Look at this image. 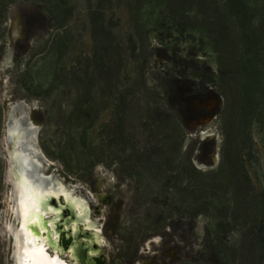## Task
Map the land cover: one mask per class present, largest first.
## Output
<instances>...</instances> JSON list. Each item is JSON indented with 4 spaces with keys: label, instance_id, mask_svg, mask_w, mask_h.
Instances as JSON below:
<instances>
[{
    "label": "rangeland",
    "instance_id": "rangeland-1",
    "mask_svg": "<svg viewBox=\"0 0 264 264\" xmlns=\"http://www.w3.org/2000/svg\"><path fill=\"white\" fill-rule=\"evenodd\" d=\"M245 1L257 49L231 40L235 23L223 0H0V264H21L23 206L41 214L48 197L66 212L61 220L41 215L68 264L197 258L214 215L196 220L189 246L172 238L176 215L160 216L175 200L166 183L177 119L182 153L203 174L221 168L226 124L264 199V0ZM215 41L222 51L245 49L253 63L221 65ZM196 67L206 79L215 75L225 94L194 79ZM117 106L126 115L120 129ZM147 107L159 109L157 118ZM156 168L150 180L144 171ZM156 229L164 237H150ZM229 239L240 248L236 232ZM248 245L236 259L264 264V244Z\"/></svg>",
    "mask_w": 264,
    "mask_h": 264
},
{
    "label": "trees",
    "instance_id": "trees-1",
    "mask_svg": "<svg viewBox=\"0 0 264 264\" xmlns=\"http://www.w3.org/2000/svg\"><path fill=\"white\" fill-rule=\"evenodd\" d=\"M249 7L245 0H223V15L228 20H233V32L230 37L236 43H241L248 48H258L255 44L254 25L248 17ZM221 30L217 29V37L222 39ZM218 43H214V51L219 54L221 65L234 70L253 63V59L247 62L244 60V50H232L226 48L223 52L218 48ZM194 79L201 80V85H209V88H218L222 94H225L223 86L217 87V77L211 75L205 78L200 74V69L196 67L192 73ZM206 88V91L212 92ZM148 114L151 118H157L159 109H149ZM163 116H165L162 113ZM160 117V116H159ZM114 118L119 129L126 121L125 111L120 106L115 108ZM121 125V127H120ZM183 120L177 119L171 126L174 133V144L171 147L176 153H169L171 177L167 181V186L171 185L175 190V200L170 207V212L174 214L177 220L171 223L174 241L180 245L184 243L189 246V231L194 234L195 222L200 216L213 214L217 224L213 231H207L203 248L188 264H248L250 257H243L241 261L236 259L237 252H242L244 256V247L249 244L251 247L261 248L264 244V199L258 196L252 189V183L247 170L241 161L238 147L234 144L228 126L225 124V141L222 150V163L218 172L203 174L197 171L191 164L189 156L182 153V134ZM170 146V145H169ZM170 147V148H171ZM169 148V147H168ZM171 151V150H170ZM149 152L148 147L142 151L143 154ZM100 163V162H99ZM117 165L119 169L116 172L123 171V165L113 162L109 166ZM160 169H145L144 173L151 180L157 176ZM173 183V184H172ZM183 227H188L187 232H181ZM181 232V233H180ZM237 233L240 236V248L231 247L230 235ZM158 229L150 234V237H164ZM238 249V251H237Z\"/></svg>",
    "mask_w": 264,
    "mask_h": 264
},
{
    "label": "bare ground",
    "instance_id": "bare-ground-1",
    "mask_svg": "<svg viewBox=\"0 0 264 264\" xmlns=\"http://www.w3.org/2000/svg\"><path fill=\"white\" fill-rule=\"evenodd\" d=\"M8 127L9 122L7 121L6 134H8L9 137ZM29 168L25 167L28 178L32 180L34 178V176L32 177L34 169H32L30 164ZM34 184L37 186V193L39 194L41 192L43 194L44 191L40 188V183L35 182ZM52 204L51 197L41 199L38 213L44 215L46 213L50 214L57 212L58 218L60 220L63 219L66 212L63 209L56 208ZM25 212H27V216H25ZM41 214L32 212V208H30L29 205L23 206L21 217L23 226L17 234V248L18 255L21 258V264H37V262H39V264H45V262H47V264H68V262L60 257L57 249L54 248L55 242L51 228L52 225L50 222H45Z\"/></svg>",
    "mask_w": 264,
    "mask_h": 264
},
{
    "label": "snow or ice",
    "instance_id": "snow-or-ice-1",
    "mask_svg": "<svg viewBox=\"0 0 264 264\" xmlns=\"http://www.w3.org/2000/svg\"><path fill=\"white\" fill-rule=\"evenodd\" d=\"M31 198V197H30ZM25 216H27V212H25ZM37 264H39V262H37ZM45 264H47V262H45Z\"/></svg>",
    "mask_w": 264,
    "mask_h": 264
}]
</instances>
